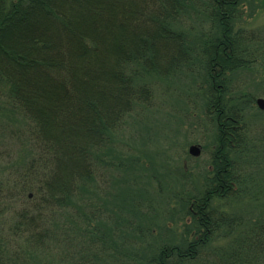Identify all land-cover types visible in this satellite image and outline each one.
<instances>
[{
    "label": "trees",
    "instance_id": "16d2710c",
    "mask_svg": "<svg viewBox=\"0 0 264 264\" xmlns=\"http://www.w3.org/2000/svg\"><path fill=\"white\" fill-rule=\"evenodd\" d=\"M246 1L0 0V105L28 125L0 150V264H86L75 258L97 245L102 264L113 241L89 228V186L115 165L105 150L130 115L152 101L150 79L185 70L201 78L216 131L210 176L187 199L184 238L139 264H264V209L243 224L218 206L247 189L236 156L257 100L232 83L263 57L264 36L237 26ZM195 4L212 27L193 39L180 23Z\"/></svg>",
    "mask_w": 264,
    "mask_h": 264
},
{
    "label": "rangeland",
    "instance_id": "374dc122",
    "mask_svg": "<svg viewBox=\"0 0 264 264\" xmlns=\"http://www.w3.org/2000/svg\"><path fill=\"white\" fill-rule=\"evenodd\" d=\"M194 7L180 23L193 39L212 27L205 9L196 4ZM242 11L237 26L264 36V0H247ZM262 45L264 50V42ZM262 63L264 55L253 69L235 75L232 85L238 96L250 93L256 100L264 98ZM153 77L152 101L135 109L113 149L105 150L115 165L103 169L84 198L86 216L92 218L89 228L97 238L103 237L100 230L112 237V247L102 264H139L164 244L184 238L190 221L187 199L198 196L210 176L216 131L205 113L201 78L186 70L174 76ZM249 106L248 145L236 156L247 189L240 197L218 201L221 211L235 215L243 224L250 220L248 217L257 219L264 209V110L256 102ZM27 128L20 115L0 105V150L3 141L12 140L14 144L11 135L16 132V137L24 141L22 133ZM193 145L201 149L198 157L190 154ZM23 154L28 156L27 152ZM3 162L0 159V175L5 170ZM243 230L235 228L236 233ZM81 241L76 233L75 252L84 249ZM226 244L227 240L218 241L212 249ZM101 254L97 245L75 259L79 263L81 258L87 259L86 264L92 259L98 264Z\"/></svg>",
    "mask_w": 264,
    "mask_h": 264
},
{
    "label": "water",
    "instance_id": "95a60500",
    "mask_svg": "<svg viewBox=\"0 0 264 264\" xmlns=\"http://www.w3.org/2000/svg\"><path fill=\"white\" fill-rule=\"evenodd\" d=\"M257 105L259 106V108L261 110H264V98H259L257 99ZM190 154L198 157L201 154V149L199 146L197 145H193L190 147Z\"/></svg>",
    "mask_w": 264,
    "mask_h": 264
},
{
    "label": "bare ground",
    "instance_id": "6f19581e",
    "mask_svg": "<svg viewBox=\"0 0 264 264\" xmlns=\"http://www.w3.org/2000/svg\"><path fill=\"white\" fill-rule=\"evenodd\" d=\"M191 156H193V155H191Z\"/></svg>",
    "mask_w": 264,
    "mask_h": 264
}]
</instances>
